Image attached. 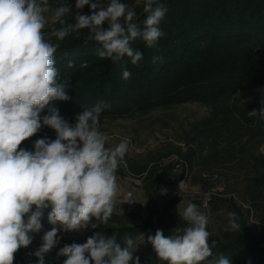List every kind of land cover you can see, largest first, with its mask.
I'll use <instances>...</instances> for the list:
<instances>
[{"label":"clouds","instance_id":"9594fccd","mask_svg":"<svg viewBox=\"0 0 264 264\" xmlns=\"http://www.w3.org/2000/svg\"><path fill=\"white\" fill-rule=\"evenodd\" d=\"M85 6L88 14L83 12ZM49 11L50 21L45 15ZM143 12L146 18L141 25L124 0H75L74 5L61 0L54 9L49 0H0V264H15L16 254L41 232L40 245L29 254L36 257V264H45L62 239L59 233L98 229L111 217L121 191L116 173L128 141L106 146L100 121L110 105L103 101L81 106L74 123L60 114L54 102L71 97L67 83L60 81L55 54L60 42L70 36L78 39L86 30L84 42L98 45V58L117 63L127 57L138 65L143 53L133 42L140 40L153 48L166 35L160 28L166 5L143 0ZM158 61L163 62V57H153V63ZM131 75L122 71L125 81ZM259 104L258 110L247 113L249 117L264 119V95ZM44 127L55 132V139L44 136L33 142L32 150L21 147ZM127 203L134 200L129 196ZM45 210L49 230L44 229ZM177 213L186 227L175 228L169 236L157 229L144 242L159 260L231 264L224 255L208 259L215 241L209 244V219L196 204L182 210L177 206ZM228 217L225 231L239 230L236 214L230 212ZM124 245L115 235L105 237L95 231L86 242L65 244L56 255L65 257L62 264H140L139 256L133 255L138 249L133 238L126 237Z\"/></svg>","mask_w":264,"mask_h":264},{"label":"trees","instance_id":"16d2710c","mask_svg":"<svg viewBox=\"0 0 264 264\" xmlns=\"http://www.w3.org/2000/svg\"><path fill=\"white\" fill-rule=\"evenodd\" d=\"M60 2L49 0L53 9ZM69 2L74 5L75 0ZM124 2L136 12V22L142 25L146 18L143 0ZM161 2L167 8L160 25L166 35L153 48L140 40L133 42V47L143 53L138 65H132L127 57L117 63L98 58V45L84 42L86 30L78 39L70 36L60 42L55 54L60 81L67 83L71 99L54 103L70 122L74 123L81 106L90 107L98 101L110 105L101 118L112 121L184 104L210 108V115L195 126L199 142L180 158L182 172L175 181L161 178L156 163L130 168L142 181L146 217L134 212H113L107 223L92 232L99 231L105 237L115 235L122 248L124 239L131 237L138 246L133 255L139 256L140 264H166L158 259L150 244L144 243L157 229L169 236L175 234V228L187 226L173 212L180 199L167 197L165 189L177 185L195 168L201 177L224 169L241 177L239 195L247 213L258 219L260 237L256 242L246 232L248 220L232 199L212 196L207 209L217 212L222 203H227L228 212L237 216L239 230L224 228L213 234L208 230L209 244L215 241L213 256L208 259L224 255L231 264H264V155L259 152L264 145V119L247 115L260 107V100L248 102L247 97L264 90V0ZM83 12L89 13L87 6ZM157 56L163 57V62L153 63ZM69 61L73 62L72 67L68 66ZM124 69L132 74L127 81L122 79ZM26 143L21 147L26 148ZM168 168L171 170L172 165ZM125 174L118 168L117 177ZM34 248L31 244L21 249L15 264H36V257L29 254ZM60 261L54 254L45 258V264H61Z\"/></svg>","mask_w":264,"mask_h":264},{"label":"rangeland","instance_id":"374dc122","mask_svg":"<svg viewBox=\"0 0 264 264\" xmlns=\"http://www.w3.org/2000/svg\"><path fill=\"white\" fill-rule=\"evenodd\" d=\"M45 15L50 21L52 12L49 11ZM262 95H264V91L251 94L247 97V101H258ZM209 115L210 108L192 103L162 108L145 115L114 121L101 118L100 131L108 138L106 146H115L124 139L128 141V151L119 165V169L124 170L126 174L124 177H117L121 191L117 196L113 212H134L139 213L144 218L146 217V196L142 190V181L130 172V168H139L156 163L161 178L165 179L166 182L175 181L182 172L180 158L186 154L189 148H194L199 142L195 129L196 124ZM44 136L55 139V132L47 127L42 128L39 133L24 141L28 142L26 148L30 149L31 142ZM259 152L264 155V145L260 147ZM202 153H207V150L204 149ZM168 165H172L171 170H169ZM217 172L213 176L206 174L201 177L195 168L194 172L189 174L187 178L177 185L165 189L167 197L180 199L173 211L175 216L183 220L177 213V206L182 210L189 203H194L203 214L208 216L207 230L213 234L226 228L229 221V207L227 203H222L217 212H212L207 209L208 200L216 195L224 200L232 199L241 208L248 220L246 232L257 242L260 237L259 221L247 213V206L239 195L243 184L241 177L236 176V172L224 169ZM127 196H130L134 203L128 204ZM46 215L43 221L44 229L49 230L51 225L47 223ZM94 222L95 220H93ZM42 234L41 232L34 236L32 243L35 246L34 251L41 243ZM92 234L91 228L79 232H61L59 233L62 236L60 243L49 254L57 256L56 253L59 248L65 244H71V240L76 243H84L86 238ZM59 258L62 264L65 257Z\"/></svg>","mask_w":264,"mask_h":264},{"label":"built area","instance_id":"2783aa9c","mask_svg":"<svg viewBox=\"0 0 264 264\" xmlns=\"http://www.w3.org/2000/svg\"><path fill=\"white\" fill-rule=\"evenodd\" d=\"M129 196H127V198H128Z\"/></svg>","mask_w":264,"mask_h":264}]
</instances>
